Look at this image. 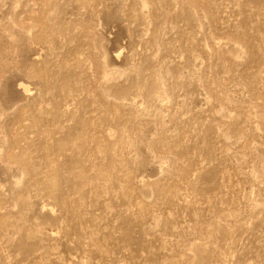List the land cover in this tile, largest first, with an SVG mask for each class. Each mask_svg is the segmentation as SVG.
<instances>
[{
  "label": "rangeland",
  "instance_id": "1",
  "mask_svg": "<svg viewBox=\"0 0 264 264\" xmlns=\"http://www.w3.org/2000/svg\"><path fill=\"white\" fill-rule=\"evenodd\" d=\"M144 2L0 0V264H264V0Z\"/></svg>",
  "mask_w": 264,
  "mask_h": 264
},
{
  "label": "bare ground",
  "instance_id": "2",
  "mask_svg": "<svg viewBox=\"0 0 264 264\" xmlns=\"http://www.w3.org/2000/svg\"><path fill=\"white\" fill-rule=\"evenodd\" d=\"M138 4H139V6H141V8H142V7H145V2H144V0H138ZM20 89H21V88H20ZM22 90H23L24 92H27V90H26L25 87H22Z\"/></svg>",
  "mask_w": 264,
  "mask_h": 264
}]
</instances>
